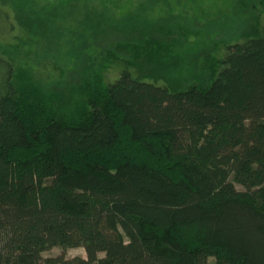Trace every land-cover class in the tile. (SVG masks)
I'll return each instance as SVG.
<instances>
[{"label":"trees","instance_id":"obj_1","mask_svg":"<svg viewBox=\"0 0 264 264\" xmlns=\"http://www.w3.org/2000/svg\"><path fill=\"white\" fill-rule=\"evenodd\" d=\"M57 5L9 0L0 20L21 42ZM260 24L183 86L156 81L173 64L151 38L124 45L114 79L87 72L65 97L0 54V264H264ZM142 58L151 75L132 72Z\"/></svg>","mask_w":264,"mask_h":264},{"label":"rangeland","instance_id":"obj_2","mask_svg":"<svg viewBox=\"0 0 264 264\" xmlns=\"http://www.w3.org/2000/svg\"><path fill=\"white\" fill-rule=\"evenodd\" d=\"M48 1L59 3L46 13L53 23L42 24L36 32L29 26L24 41L17 42L21 32L0 20V40L7 42L6 54H0L13 60L20 81L47 92L56 90L62 97L70 96L69 89L80 84L87 72L104 81L114 79L124 65L115 57H124L127 62L131 51L124 45L143 37L170 45L167 61L173 68L156 81L168 78L178 86L205 83L211 77L210 64L223 54L224 44L241 41L237 34H251L264 21V0ZM8 3L0 0L2 8ZM154 68L155 64L142 58L135 59L131 69L146 76ZM62 251L53 247L43 255ZM64 252L85 257L82 247Z\"/></svg>","mask_w":264,"mask_h":264}]
</instances>
